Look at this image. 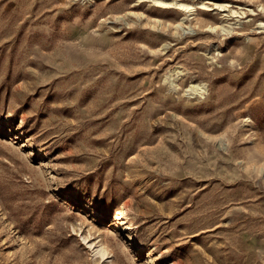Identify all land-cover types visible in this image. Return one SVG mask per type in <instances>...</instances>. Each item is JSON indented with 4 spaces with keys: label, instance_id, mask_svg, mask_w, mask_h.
<instances>
[{
    "label": "rangeland",
    "instance_id": "obj_1",
    "mask_svg": "<svg viewBox=\"0 0 264 264\" xmlns=\"http://www.w3.org/2000/svg\"><path fill=\"white\" fill-rule=\"evenodd\" d=\"M0 264H264V0H0Z\"/></svg>",
    "mask_w": 264,
    "mask_h": 264
},
{
    "label": "bare ground",
    "instance_id": "obj_2",
    "mask_svg": "<svg viewBox=\"0 0 264 264\" xmlns=\"http://www.w3.org/2000/svg\"><path fill=\"white\" fill-rule=\"evenodd\" d=\"M181 6L182 7H185L183 5H181ZM172 83H175L174 80L172 81ZM189 90L192 93H200V94H203L206 91L205 87L204 86H201V85H193V86H191V88ZM115 218L116 219H119L121 222L127 221V217L124 216L121 213L116 214V217ZM107 253H108L107 249L105 247L101 246V245L99 246V248H97L95 250V254H100L102 257H105L107 255Z\"/></svg>",
    "mask_w": 264,
    "mask_h": 264
}]
</instances>
